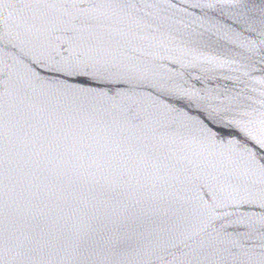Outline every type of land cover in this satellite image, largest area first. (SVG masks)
Segmentation results:
<instances>
[{
    "label": "water",
    "instance_id": "95a60500",
    "mask_svg": "<svg viewBox=\"0 0 264 264\" xmlns=\"http://www.w3.org/2000/svg\"><path fill=\"white\" fill-rule=\"evenodd\" d=\"M0 264H264V0H0Z\"/></svg>",
    "mask_w": 264,
    "mask_h": 264
}]
</instances>
